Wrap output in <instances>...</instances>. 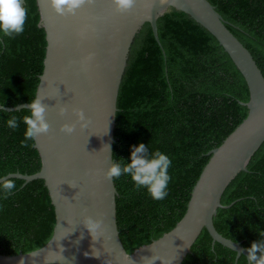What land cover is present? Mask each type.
I'll list each match as a JSON object with an SVG mask.
<instances>
[{"label": "trees", "instance_id": "obj_1", "mask_svg": "<svg viewBox=\"0 0 264 264\" xmlns=\"http://www.w3.org/2000/svg\"><path fill=\"white\" fill-rule=\"evenodd\" d=\"M227 29L250 52L264 77V0H207ZM23 33L0 35V105L27 104L43 71L46 39L36 0H25ZM155 40L149 23L136 34L117 95L112 159H128L132 145L144 143L172 159L169 195L157 201L137 190L129 177L113 180L119 238L130 254L172 230L186 212L192 189L217 148L247 116V84L216 38L183 12L171 9L157 20ZM27 110L0 109V178L33 175L41 168L34 141L27 146L24 124L5 121ZM15 184L0 192V254L35 251L52 237L54 208L44 181ZM3 183V182H0ZM213 218L223 237L247 249L264 231V142L221 196ZM182 264H248L244 255L213 242L203 229Z\"/></svg>", "mask_w": 264, "mask_h": 264}, {"label": "water", "instance_id": "obj_2", "mask_svg": "<svg viewBox=\"0 0 264 264\" xmlns=\"http://www.w3.org/2000/svg\"><path fill=\"white\" fill-rule=\"evenodd\" d=\"M36 4L46 49L35 96L46 106L50 128L34 141L40 170L33 175L8 174L0 182L9 178L25 183L43 180L54 208L55 226L44 246L25 254H0V264H151V257L159 258L154 264L171 260V264H182L203 229L213 242L247 259L241 243L217 232L213 218L223 207L220 200L226 187L247 171L251 157L264 142V77L215 8L207 0H135L131 9L121 12L115 0H84L74 13L59 16L49 0H36ZM171 9L205 28L230 56L248 87L249 101L241 103L247 116L208 153L210 158L176 226L128 254L117 229V191L113 180L104 175L113 161L117 95L136 34L149 23L159 43L157 20ZM26 106L0 109L20 111ZM61 107L67 109L64 116L58 114ZM78 109L85 114L86 127L76 124L71 135L62 133V124L76 123ZM85 217L103 221L93 238L83 225Z\"/></svg>", "mask_w": 264, "mask_h": 264}, {"label": "clouds", "instance_id": "obj_3", "mask_svg": "<svg viewBox=\"0 0 264 264\" xmlns=\"http://www.w3.org/2000/svg\"><path fill=\"white\" fill-rule=\"evenodd\" d=\"M49 2L53 11L57 15L63 16L74 13L84 0H49ZM134 3L135 0H115L117 10L121 12L131 9ZM27 17L28 9L25 6V0H0V35L14 38L23 33ZM25 109L28 114L21 118L13 115L5 121V124L8 128L17 130L22 122L25 129L24 140L21 143L27 146L29 141H35L38 136L47 134L50 125L45 118L46 106L39 95L28 101ZM66 111L65 107H61L58 114L64 116ZM75 115L76 123L62 124L60 127L62 133L71 135L76 129V124L86 127L87 119L83 110H75ZM107 147L110 150L108 145ZM171 167L172 159L168 154L159 149L150 151L148 144L139 143L131 146L130 156L127 160L116 158L111 161L104 175L108 180L119 179L122 176L129 177L137 190L143 189L152 199L161 201L169 195V183L172 180L169 173ZM14 188L15 184L12 180L4 179L3 183H0V192L4 196L10 195ZM102 223L101 219L85 217L83 225L93 238L99 234ZM258 235L261 238L252 241L250 247L245 250L248 264H264V231ZM156 259L159 258L151 257V264H154ZM171 262L172 260L167 264H171Z\"/></svg>", "mask_w": 264, "mask_h": 264}]
</instances>
